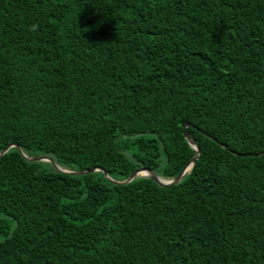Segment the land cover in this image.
<instances>
[{
    "label": "trees",
    "instance_id": "obj_1",
    "mask_svg": "<svg viewBox=\"0 0 264 264\" xmlns=\"http://www.w3.org/2000/svg\"><path fill=\"white\" fill-rule=\"evenodd\" d=\"M184 123L11 148L0 264H264V0H0V153Z\"/></svg>",
    "mask_w": 264,
    "mask_h": 264
},
{
    "label": "water",
    "instance_id": "obj_2",
    "mask_svg": "<svg viewBox=\"0 0 264 264\" xmlns=\"http://www.w3.org/2000/svg\"><path fill=\"white\" fill-rule=\"evenodd\" d=\"M189 124L184 123L183 127H184V135H185V139L186 141L189 143V145L196 151L197 155L196 157H194L191 162L185 167V169L181 172V174L173 180H166L163 179L161 177H158L153 171L148 170V169H139L137 171H135L128 180L124 181V182H116L111 180L107 174L104 172L103 169L101 168H97V169H93L90 172H80V173H73V172H69V171H65L63 170L60 166H58L52 159L49 158H29L28 156H26L21 149L17 146V145H11L9 146L7 149H5L2 153H0V158L5 155L11 148L15 147L18 149V151L23 155V157H25L26 159L30 160V161H46L51 163L58 171L64 173V174H71V175H81V174H88V173H92L95 171H101L102 173H104V175L106 176V178H108L110 181H112L115 184L118 185H126L129 184L131 182H133L134 180L138 179V178H150L152 180H154L156 183H158L160 186L162 187H170L173 185L178 184L187 174H189L191 172V170L193 169L196 161L200 158V149L199 147L196 145V143L193 141V139L191 138V136L188 134L187 132V128H188ZM206 135V134H204ZM214 140V139H213ZM141 173H146L144 176H140Z\"/></svg>",
    "mask_w": 264,
    "mask_h": 264
},
{
    "label": "bare ground",
    "instance_id": "obj_3",
    "mask_svg": "<svg viewBox=\"0 0 264 264\" xmlns=\"http://www.w3.org/2000/svg\"><path fill=\"white\" fill-rule=\"evenodd\" d=\"M146 173H141L140 176H144Z\"/></svg>",
    "mask_w": 264,
    "mask_h": 264
}]
</instances>
